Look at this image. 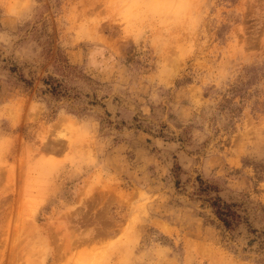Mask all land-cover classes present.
Returning a JSON list of instances; mask_svg holds the SVG:
<instances>
[{
  "label": "rangeland",
  "instance_id": "1",
  "mask_svg": "<svg viewBox=\"0 0 264 264\" xmlns=\"http://www.w3.org/2000/svg\"><path fill=\"white\" fill-rule=\"evenodd\" d=\"M0 264H264V0H0Z\"/></svg>",
  "mask_w": 264,
  "mask_h": 264
},
{
  "label": "trees",
  "instance_id": "2",
  "mask_svg": "<svg viewBox=\"0 0 264 264\" xmlns=\"http://www.w3.org/2000/svg\"><path fill=\"white\" fill-rule=\"evenodd\" d=\"M218 201H216L217 203ZM214 204V207L217 209V214H219L220 218L223 219L224 222L227 223V226H232L235 219L238 218V216L233 213L230 207L226 205H221L220 203Z\"/></svg>",
  "mask_w": 264,
  "mask_h": 264
}]
</instances>
